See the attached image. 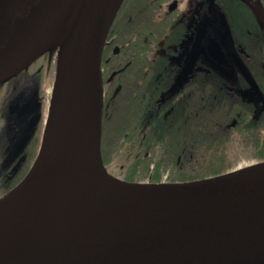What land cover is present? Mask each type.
I'll use <instances>...</instances> for the list:
<instances>
[{"label": "water", "instance_id": "95a60500", "mask_svg": "<svg viewBox=\"0 0 264 264\" xmlns=\"http://www.w3.org/2000/svg\"><path fill=\"white\" fill-rule=\"evenodd\" d=\"M47 1L0 0V57L27 18ZM124 1L115 13L111 0H83L81 6L86 14L87 86L94 94H90L89 103L96 106L97 96L102 97L100 134L98 138L91 139V157L100 158L98 175L116 191L117 200L129 198L135 201V210H140L139 204H144L147 209L145 211L151 208L170 213L185 212L191 220L181 225L157 229V232L153 227L143 228L137 224H129L121 228L122 231L113 227L111 230L116 231L112 232L98 224L89 223L80 232L66 230L64 235L58 234L57 240L53 239L50 245L29 231L25 239L17 238L19 247L15 248H9L7 239L2 236L0 264H264L263 193L257 192L253 196L249 191L235 190L229 183L209 186L208 180L223 174L186 182L155 183L131 182L116 177L107 170L101 146L104 106L103 52L114 19ZM59 38L56 35L49 38L7 79L16 76L42 54L53 49ZM199 61H203L230 81L235 75V67H238L251 88L264 99L257 81L236 52L228 17L217 4V0H208L207 12L200 19L195 38L182 59L181 69L165 93L166 96L183 86ZM115 74L116 72L112 76ZM94 113L98 120L97 110ZM42 117L39 86L35 80L30 88L21 90L7 104L5 128L10 135L7 138L2 169H9L25 152ZM69 158V149L66 142L62 141L53 160L42 174L34 181H26L29 171L18 185L0 197V207L44 189L59 167L66 164Z\"/></svg>", "mask_w": 264, "mask_h": 264}, {"label": "trees", "instance_id": "16d2710c", "mask_svg": "<svg viewBox=\"0 0 264 264\" xmlns=\"http://www.w3.org/2000/svg\"><path fill=\"white\" fill-rule=\"evenodd\" d=\"M127 2L124 1L114 19L108 35L111 43L105 46L103 52L104 78L116 71L111 88L117 84L122 85L116 98L110 99L107 96L110 103H115V109L106 114L102 122L101 146L105 165L111 167V163L119 164L124 159L123 167L117 170L123 179L158 183L165 178L172 182H186L232 171L235 159L239 156L240 145H254L256 152L249 155L257 162L264 161V112L260 117H253V112L238 104L233 84L206 64L192 76L188 87L183 89L185 92L179 90L169 97L164 96L174 75L177 60L166 56L153 60L142 53L152 51L154 43L150 38L144 41L143 35L147 31H141L142 27L140 30L137 25L130 26L123 16ZM165 2L160 0V8ZM220 2L234 32L238 24L250 21L243 1ZM262 3L264 6V0ZM152 24L148 30L155 28ZM158 30L159 49L168 52L173 46L170 26L165 20H160ZM263 44L261 42L262 47ZM257 61L260 66L261 59ZM151 66L156 69L152 70ZM146 68L149 70L146 71ZM16 76L0 83L1 122L5 120L8 98L4 96V85H8ZM36 76L42 93V72ZM153 90L156 92L155 97H158L154 112L157 118L144 121L148 127L144 137L140 133L141 117L144 111H153ZM6 92L8 94L7 89ZM201 101L205 105L202 111ZM238 106L244 108V113L236 132L235 128L227 125L235 118ZM40 124L25 152L6 170L2 169L1 164L6 153L3 154L0 145V197L18 185L34 163L42 139ZM154 159L156 165L150 170Z\"/></svg>", "mask_w": 264, "mask_h": 264}, {"label": "bare ground", "instance_id": "6f19581e", "mask_svg": "<svg viewBox=\"0 0 264 264\" xmlns=\"http://www.w3.org/2000/svg\"><path fill=\"white\" fill-rule=\"evenodd\" d=\"M111 1L115 13L123 0ZM82 2L48 0L27 18L0 57L1 82L17 72L49 38L60 36L50 112L38 158L26 181H34L42 174L62 141L66 142L70 152L67 163L59 167L44 189L0 207V237L5 236L9 248L19 247L17 238L25 239L29 231L50 245L53 239L57 240L58 234L64 235L66 230L80 232L89 223L112 232L116 231L111 230L113 227L122 231L121 228L129 224L153 227L157 232V229L191 220L185 212L170 213L151 208L145 211L144 204H139L140 210H135V201L129 198L117 200L116 191L98 175L97 166L101 161L98 156L91 157V139L100 134L102 97L97 96L96 106L89 103L94 94L86 79V14L81 8ZM207 183L209 186L229 183L237 191L246 190L253 196L261 192L264 197V161L217 176Z\"/></svg>", "mask_w": 264, "mask_h": 264}, {"label": "flooded vegetation", "instance_id": "af4514ba", "mask_svg": "<svg viewBox=\"0 0 264 264\" xmlns=\"http://www.w3.org/2000/svg\"><path fill=\"white\" fill-rule=\"evenodd\" d=\"M240 1H243L246 4V10L250 17V21H247V24H240V25L238 24L235 32L231 23L229 22L235 42V49L238 55L243 60V62L245 63V65L252 73L253 77L257 81L264 95V49H263L264 44L263 47L261 46V42L264 43V6L262 0H240ZM217 4L221 8L222 3L220 2V0H217ZM258 5L261 7L260 11ZM207 7H208V0H166V2L163 3L162 8H160V0H128V2L125 5L123 16L126 17L129 25L130 24H131L130 26L137 25L140 27V30L142 27L141 31L143 30L147 31L146 34L143 35L144 41H148L150 39L153 40L154 49L152 51L142 52V53H145L147 54V56L152 57L153 60L154 58L161 56L172 57L177 60L176 67L173 69L174 75L167 90L171 87V85L173 84L176 76L178 75L181 69V61L186 55L192 41L195 38V34L199 26L200 19L207 12ZM160 20H165L166 23L170 26L173 46L170 47V50L168 52L166 50L159 49L160 36L158 30V22ZM150 24H152V27H155L152 29V31L147 29L148 27H150ZM110 43L111 42L107 37L106 45L108 44L110 45ZM258 58L261 59L260 66L257 61ZM203 64H205L203 61H199L197 66L195 67L194 72L192 73V75H190L189 79L183 84L181 88H178L174 93L188 87L187 85L188 82L190 81L192 76L197 72L198 69L204 67ZM42 69L43 67L42 68L39 67L37 69L25 68L20 72L19 75L13 78L12 81L7 85L9 86L7 88V91L8 93H10L8 94V98H7L8 101L10 99H13L21 90L26 88L30 81L33 82L36 80L39 86V99L42 102V111H43L42 93H41L40 83L37 80V76H36L38 72H42ZM151 69L154 70L156 69V67L151 66ZM145 70L148 71L149 69L146 68ZM114 72H112L106 79L103 76V83H104L103 118L106 114L112 113L115 109V103L114 104L110 103L108 101L107 96L109 95L110 99H114L118 96V94L122 90L121 84H117L113 86V88H111L110 84H112L113 82L115 75L112 76V74ZM228 81L233 84V87L236 90V93L238 95L237 96L238 104L240 103L244 107L246 106L248 110L253 112L254 114L253 117L254 116L260 117L261 114L264 112V99H261L257 95V93L251 88V86L247 83V81L245 80L244 76L242 75L238 67H235V75L232 81L230 80ZM167 90L165 91V93L167 92ZM183 92H185V90H183ZM165 93H164L165 97H169L174 94L172 93L171 95L166 96ZM152 95L154 96L152 100L153 111L152 113L150 112L148 113L147 111L146 112L144 111L143 116L141 117L142 126L140 129L141 130L140 133L144 137L147 132L146 128H148L145 125L144 121L150 120L151 118H152L151 120L157 118V116L154 115V112L157 108L156 98L158 101V97H155L156 92H154V90ZM7 104L5 106L6 107L5 123H6ZM204 108H205L204 101H201L200 111H202V109L204 110ZM243 109L244 108H240V106H238V109L236 110L235 113L236 114L235 118L232 119L231 122L227 125V126H231L232 128H235L236 132L240 127V119L242 114L244 113ZM241 141H244V139L241 138ZM6 148L7 145L4 148V153H6ZM238 148H239L238 150L239 155L253 154L256 152L254 145H250L249 147L240 145ZM151 150L154 151V148H152ZM189 151L190 150H188V152ZM178 161H180V158ZM155 165H156V159H154L153 162L150 164V170H153ZM115 176L123 179L119 175H115ZM164 181L172 182V181H167L166 178L163 179L162 182Z\"/></svg>", "mask_w": 264, "mask_h": 264}, {"label": "rangeland", "instance_id": "374dc122", "mask_svg": "<svg viewBox=\"0 0 264 264\" xmlns=\"http://www.w3.org/2000/svg\"><path fill=\"white\" fill-rule=\"evenodd\" d=\"M59 41H60V38H59ZM59 41H58V43H59ZM57 46H58V44L53 49L48 50L47 52L42 54L34 62H32V64H30L28 67V69L29 68L30 69H37L39 67L40 68L43 67L42 83L44 85V88H43L44 90L42 91L43 117H42V122L40 124L41 136H42V133H43L44 128H45V121H46L48 114L50 112V106H51L50 93H51V90H52V87L54 84V80H55V70H56V62H57ZM46 54H48V55L46 56ZM31 86H32V82L30 81L27 87L30 88ZM8 87L9 86H7L6 84L4 85V91H5L4 96H6V97H8V94H10V93L7 94V92H6V89ZM103 89H104V83H103ZM6 97H5V99H6ZM10 101H11V99L9 101L7 99V102H10ZM5 124H6L5 120H3L2 122L0 121V145L2 146L1 149H3L2 150L3 154H4V148L7 145V138L10 135L9 130L4 128ZM125 161L126 160L121 159V161H119V164L118 163L116 164L115 162H113V163H111V167H107L106 165L105 166L111 174L119 175L117 170L121 169L123 167ZM103 162H104V160H103ZM254 163H257V161L251 155L240 154L238 156V158L235 159V163H234L232 170H235V169H238V168L250 165V164H254Z\"/></svg>", "mask_w": 264, "mask_h": 264}, {"label": "built area", "instance_id": "2783aa9c", "mask_svg": "<svg viewBox=\"0 0 264 264\" xmlns=\"http://www.w3.org/2000/svg\"><path fill=\"white\" fill-rule=\"evenodd\" d=\"M258 8H259V11H260V8H261V7H260L259 5H258Z\"/></svg>", "mask_w": 264, "mask_h": 264}]
</instances>
